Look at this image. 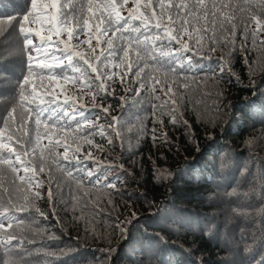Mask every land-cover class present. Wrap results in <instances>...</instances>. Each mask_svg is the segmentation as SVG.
<instances>
[{
    "label": "trees",
    "instance_id": "obj_1",
    "mask_svg": "<svg viewBox=\"0 0 264 264\" xmlns=\"http://www.w3.org/2000/svg\"><path fill=\"white\" fill-rule=\"evenodd\" d=\"M216 2L229 5L224 11L234 16L235 35L228 34L227 24L222 35L217 20L215 39L209 40L211 32L198 33L203 36L202 47L193 55L177 51L175 42L167 46L163 39H153V33L143 28L141 33L129 27L128 32L97 35L96 25L102 31L101 17L108 14L98 7L101 0H92L91 11L82 13L80 5L87 0H58L55 25L59 26L60 10H75L80 19L88 18L86 34L76 37L77 15L69 20L70 41L67 31L58 37L47 31L46 24L31 23V17L27 26L34 33L51 35L46 52H59L64 45L56 47L55 42L66 41L97 72L74 56L81 72L67 71L73 79H81L73 83L33 75L21 100L19 82L27 74L31 47L25 48L17 19L29 5L27 0H3L0 18L14 13L17 19L0 24V130L9 145L0 150V160L17 164L15 156L20 155L30 170L14 173L0 163V211L6 208L8 215L24 220L13 222L11 228L5 222V229H0V262L259 264L264 260V30L253 37L256 25L248 19L250 11L264 20V5L261 0ZM136 3L128 0L121 15L145 11L147 0H139L138 10ZM245 23L250 27L242 37ZM143 34L149 39L144 40ZM89 35L91 47L82 43ZM109 38L111 49L106 44ZM137 39L140 48L164 44L166 51L172 49L170 56L160 57L163 68L147 57L136 58L132 51L122 58L121 46L131 42L136 47ZM184 40L193 46L187 35ZM33 42L39 43L34 34ZM190 55L189 64L183 57ZM144 63L149 67L136 76L137 65ZM172 67L175 72L164 70ZM98 73L111 78L96 80ZM144 77L148 78L141 86ZM89 80L103 84V90L82 86ZM168 87L172 92L165 96ZM33 88L44 99L45 116L52 114L48 124L67 122L63 129L41 125L35 151L34 113L29 109L38 101L28 95ZM64 109L76 111L75 118L57 120ZM6 116L8 128L3 129ZM84 119L91 123L73 128ZM64 145L70 149L67 160ZM7 236L15 239L8 243Z\"/></svg>",
    "mask_w": 264,
    "mask_h": 264
},
{
    "label": "snow or ice",
    "instance_id": "obj_2",
    "mask_svg": "<svg viewBox=\"0 0 264 264\" xmlns=\"http://www.w3.org/2000/svg\"><path fill=\"white\" fill-rule=\"evenodd\" d=\"M29 8L25 10V12L17 19L16 15L9 14L0 18V24H3L5 20L11 22L13 19H17V27L18 33L23 38V44L25 48L31 47V51L28 52L27 55V64H26V75H24L20 82H19V94L21 100H23L25 86L29 85V78L33 75H39L41 79L47 76L50 80H59L63 79L64 81H68L72 79L73 83H76L77 80L81 79V77H76L73 79L72 76L69 75L67 69H71L72 73H79L81 72V68L77 66L76 63L73 61V57H79L80 60L87 64L88 67L91 69L92 72H97V67L89 64V61L85 59L84 55L80 52H74L68 46L66 41L57 40L55 42V46L59 47L60 44H63L64 47L59 50V52H51L48 53L45 51L47 47L52 44V37L51 35L45 37L40 34V32H33L31 27L27 25L31 23H40L42 26L47 24V31L49 33H53L58 37L62 32L67 31V37L70 41L73 37V33L68 31L69 20L73 15H77V27L78 31L76 32L77 39L81 34H86L88 28V18L85 16L83 19L79 18V14L74 10L69 12L67 9H62L59 11V26L55 25L57 20V6L58 0H27ZM241 3H251V0H240ZM128 3V0H120V3H117V0H101V3L98 7H101L107 10V16L101 17L102 23H104V28L101 31L99 27V23L96 25V34L97 35H107L109 32H128L129 27H131V31L133 33H141V29H147L149 33H153V39L161 40L163 39L166 41V45L170 46L175 42V44L179 45V49L177 51L181 52H191L193 55L199 54V49L202 47L201 41L203 39L202 35H198V33H209L211 32L212 35L209 36V40L215 39V28L216 22L219 20L221 34L224 35L225 25H229L228 34L234 36L236 24L232 21L234 20V16H232L229 12H225L224 9L228 8L229 5L227 3H217L216 0H176L173 3V0H155V4H153V0H147V3L144 4L145 11L139 12L137 14H133V10H129L128 16L124 17L121 15V9L125 4ZM0 4H3V0H0ZM261 4L264 5V0H261ZM15 6V5H14ZM140 7L139 0L136 3V9L138 10ZM92 8V0H87L86 4H81L79 12H84L85 9L87 11H91ZM243 11V9H241ZM251 23L256 25V28L252 31V36L255 37L258 35L262 30H264V20L260 17L252 14L249 11V18ZM132 21H139L138 24H131ZM203 21V24H201ZM250 25L248 23L243 24V28L241 31V36L244 37L248 33ZM2 31V29H0ZM33 34L39 37V43L33 42ZM187 35L189 41H194L193 46L190 48L189 43L184 40V36ZM93 37L91 35L88 36V40L82 41V43H89ZM143 39L148 40L149 36L147 34H143ZM140 41L139 39L136 40V47L133 46L131 42L126 45H122L119 49V53L122 54V58H127L129 56V52H134L136 58L143 59L147 57L149 60L154 61L156 65H160L161 68L164 66V61L160 59V57H168L172 53V49L169 47L168 50H165L166 45H156L152 44L144 48L138 47ZM107 48H112V40L111 38L108 39L106 42ZM92 52H95V49H91ZM214 47L210 49V51H214ZM103 55V53H101ZM116 55L115 52H109V56ZM183 60H186L187 63H191L192 56L183 57ZM65 61L67 62L65 65ZM36 63L37 68L33 67V64ZM178 66L180 68L184 67V63L182 61H178ZM131 67V66H129ZM149 67L147 63L138 64L136 67V76H140L141 73L144 72V69ZM57 68H60V71H57ZM165 71H172L175 72L176 68H167L164 69ZM83 76V74H82ZM101 76H104L106 79L111 78V74L105 73H98L96 76V80H100ZM86 78V77H85ZM148 77L141 78V86H143V81ZM156 83H159L157 80ZM82 86L89 88L90 90L94 91H102L103 84L96 85L94 81L89 80L87 83L83 84ZM164 91V89H161ZM172 92L171 87L167 88L165 92V96H168L169 93ZM28 95L32 97L33 101H38L36 103L35 108H30L29 112L34 113L33 125H34V133H35V140L37 145H34L33 151H35V147L38 146V142L41 139V125L44 128L49 127H60L61 129L67 127V122L64 124L53 123L52 125L48 124V120H52V114L50 113L47 117L45 116L46 109L42 107L44 104V99L39 96L35 89L29 92ZM167 102V101H166ZM51 103V101H49ZM65 104H68V98H65ZM171 104L175 105L176 101L173 99L171 100ZM70 107H74L70 105ZM173 112L175 108L171 109ZM14 111V109H13ZM107 111V109H104ZM11 112L8 113V116H11ZM77 112H69L68 109H64L62 111V115L57 117V120L63 119L65 117L68 120L74 119ZM80 116H84L83 112H79ZM8 116L4 118L3 121V129L8 128ZM115 119V118H114ZM26 122V119L22 118L21 125ZM172 123L176 122L175 117L172 118ZM84 123H91V121L84 119L82 121H77V123L73 126V128H79ZM111 126V125H110ZM99 131L103 132V129H99ZM117 135L119 133L117 132ZM4 131L0 130V150L9 149L8 143L4 142ZM11 140V137H8ZM111 143V141L109 140ZM49 143L51 144L52 141L49 139ZM91 143V141H89ZM57 146H60V142H56ZM65 151L63 159L67 160L69 147L64 145ZM10 151H12L10 149ZM78 151V149H77ZM27 154V153H26ZM75 155V152L73 153ZM90 155V154H89ZM15 161L17 164H14L12 160L8 158H4L0 160V163L8 164L11 168L12 172H18L20 169H23L27 174L30 170L29 165H25L21 160L20 155L15 156ZM43 166H41L40 171L42 172ZM69 176L72 173L69 171L67 173ZM88 175H92L91 172ZM26 177H22L24 179ZM74 178V177H73ZM29 183L31 180L29 179ZM39 182H37L38 184ZM108 187H114V184L107 185ZM36 197H40V193L37 192ZM49 199L52 198V191L49 189L48 192ZM22 209H18L20 211ZM39 212V209H36ZM43 215V213H40ZM5 222H7V227L11 228L13 222L24 223L23 219L17 220L15 214L8 215V210L5 208L0 211V229H5ZM8 243L11 240L15 239L14 236H7L4 238ZM0 264H11V259L0 262ZM259 264H264V260H261Z\"/></svg>",
    "mask_w": 264,
    "mask_h": 264
},
{
    "label": "rangeland",
    "instance_id": "obj_3",
    "mask_svg": "<svg viewBox=\"0 0 264 264\" xmlns=\"http://www.w3.org/2000/svg\"><path fill=\"white\" fill-rule=\"evenodd\" d=\"M41 25V24H40ZM47 25V24H46Z\"/></svg>",
    "mask_w": 264,
    "mask_h": 264
}]
</instances>
